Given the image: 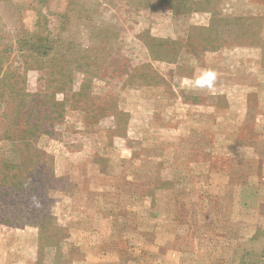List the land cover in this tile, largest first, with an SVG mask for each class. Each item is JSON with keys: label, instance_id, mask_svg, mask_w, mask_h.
<instances>
[{"label": "rangeland", "instance_id": "rangeland-1", "mask_svg": "<svg viewBox=\"0 0 264 264\" xmlns=\"http://www.w3.org/2000/svg\"><path fill=\"white\" fill-rule=\"evenodd\" d=\"M185 5L0 0V264H264V0Z\"/></svg>", "mask_w": 264, "mask_h": 264}, {"label": "clouds", "instance_id": "clouds-1", "mask_svg": "<svg viewBox=\"0 0 264 264\" xmlns=\"http://www.w3.org/2000/svg\"><path fill=\"white\" fill-rule=\"evenodd\" d=\"M217 73L212 68H202L194 75V78L189 80V85L192 89L209 90L211 91L216 84Z\"/></svg>", "mask_w": 264, "mask_h": 264}, {"label": "trees", "instance_id": "trees-1", "mask_svg": "<svg viewBox=\"0 0 264 264\" xmlns=\"http://www.w3.org/2000/svg\"><path fill=\"white\" fill-rule=\"evenodd\" d=\"M183 4V6H186L185 4H186V0H180V5H182ZM189 8H191L190 6L189 7H187V9H189ZM1 38V37H0ZM30 41V40H29ZM25 42L27 43V41H20V40H18V41H16V44H18L19 43V46H20V48H23V49H28V52H33V51H35L37 54H38V51L36 50V49H31V47H33V46H36L32 41H30L29 43H30V45H28V47L26 46V44H25ZM30 54H32V53H30ZM42 55H44V53L42 54Z\"/></svg>", "mask_w": 264, "mask_h": 264}]
</instances>
